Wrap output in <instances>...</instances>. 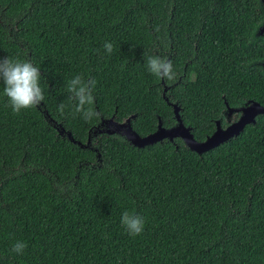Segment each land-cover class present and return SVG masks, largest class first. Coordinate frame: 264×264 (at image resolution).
Here are the masks:
<instances>
[{"label":"trees","instance_id":"trees-1","mask_svg":"<svg viewBox=\"0 0 264 264\" xmlns=\"http://www.w3.org/2000/svg\"><path fill=\"white\" fill-rule=\"evenodd\" d=\"M263 23L261 0H0V59L39 66L45 96L16 114L0 81V264H264V113L200 154L180 138L92 134L111 116L135 115L140 136L158 118L171 127L176 103L202 141L227 124L226 103L264 106ZM151 56L176 78L151 74ZM79 74L96 81L90 121L66 89Z\"/></svg>","mask_w":264,"mask_h":264},{"label":"clouds","instance_id":"clouds-1","mask_svg":"<svg viewBox=\"0 0 264 264\" xmlns=\"http://www.w3.org/2000/svg\"><path fill=\"white\" fill-rule=\"evenodd\" d=\"M104 48L107 53L113 51L112 42H105ZM148 71L158 79L173 81L176 73L171 60L159 56L147 57ZM41 68L31 60H21L5 57L0 59V81L4 88L3 93L8 98L9 106L16 114L22 110L35 108L45 100L44 89L41 87ZM96 81L85 79L82 74L74 76L66 84L70 93V99L74 100L76 113H80L85 121L92 120L99 115L91 106L94 104L93 89ZM65 105H58V110L63 114ZM121 223L129 234L136 236L144 231L145 219L138 214L125 211L121 217ZM27 244L16 241L11 249L12 252L22 254Z\"/></svg>","mask_w":264,"mask_h":264},{"label":"water","instance_id":"water-1","mask_svg":"<svg viewBox=\"0 0 264 264\" xmlns=\"http://www.w3.org/2000/svg\"><path fill=\"white\" fill-rule=\"evenodd\" d=\"M261 1L264 5V0ZM258 34L264 35V23L259 27ZM262 66L264 67V62L262 63ZM171 106L173 108V113L176 120V124L171 127L162 126L161 120L158 118L157 128L147 135L140 136L131 126V118H133L135 115H131L122 121H117L114 119V116H111L108 119L101 118L100 123L93 131V135L103 132L108 134L116 133L123 136L127 141L136 147L152 144L165 138L169 141H173L174 138H180L190 150L200 154L203 151L213 148L219 143L227 141L231 137L237 135L246 124L255 122L256 115L264 113V106L260 105L254 100H249L245 105L237 108L229 107L226 103L227 108L225 114L229 116L231 113L236 112L238 113V117L232 122L228 123V125L225 127H222L219 120H216L214 131L210 135L206 136L204 140L198 141L194 138L191 128L185 125L179 116L177 104L172 103ZM104 124L106 127L100 128V126H103ZM58 131L59 133L63 134L65 129L60 126L58 127ZM66 134L70 140L77 143L81 147L89 146L90 144V134H88V140L86 144L73 139L69 131H66ZM97 155L99 156V154Z\"/></svg>","mask_w":264,"mask_h":264},{"label":"flooded vegetation","instance_id":"flooded-vegetation-1","mask_svg":"<svg viewBox=\"0 0 264 264\" xmlns=\"http://www.w3.org/2000/svg\"><path fill=\"white\" fill-rule=\"evenodd\" d=\"M233 113H234V112H233ZM233 113H231L229 116H227V115L225 114V116H226V120H227V124H226V125H228V123H230V122H232V121L234 120V118H233L234 115L232 116ZM226 125H225V126H226ZM225 126H224V127H225Z\"/></svg>","mask_w":264,"mask_h":264},{"label":"rangeland","instance_id":"rangeland-1","mask_svg":"<svg viewBox=\"0 0 264 264\" xmlns=\"http://www.w3.org/2000/svg\"><path fill=\"white\" fill-rule=\"evenodd\" d=\"M259 94V91H254L253 93H252V96H254V97H256L257 95ZM232 116H233V114H232ZM106 127V125L104 124L103 126H100V128H105ZM96 129V128H95ZM94 129V130H95ZM93 130V131H94ZM93 131H92V134H93Z\"/></svg>","mask_w":264,"mask_h":264}]
</instances>
